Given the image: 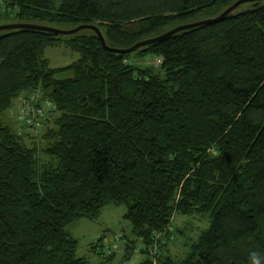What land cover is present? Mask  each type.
<instances>
[{"label":"trees","instance_id":"16d2710c","mask_svg":"<svg viewBox=\"0 0 264 264\" xmlns=\"http://www.w3.org/2000/svg\"><path fill=\"white\" fill-rule=\"evenodd\" d=\"M236 1L4 0L18 23L94 24L114 48ZM56 46L78 58L51 67ZM33 94L45 116L32 128L20 108ZM111 203L126 206L142 264L264 260V1L131 54L106 50L91 29L0 32V264H91L69 226ZM176 214L211 220L180 259L163 254ZM117 241L130 260L136 240Z\"/></svg>","mask_w":264,"mask_h":264},{"label":"rangeland","instance_id":"374dc122","mask_svg":"<svg viewBox=\"0 0 264 264\" xmlns=\"http://www.w3.org/2000/svg\"><path fill=\"white\" fill-rule=\"evenodd\" d=\"M16 9L6 4L4 0H0V25L7 23H16L18 20L14 19ZM206 16L200 17L199 20H204ZM59 28H70L68 26L56 25ZM176 25H171L162 30V32L173 29ZM3 32V31H0ZM46 57L50 61V66L57 68L67 66L78 58V54L67 50L63 46L50 47L46 50ZM148 64L157 65L158 60L152 58H145ZM143 62V60H142ZM17 99L14 102L13 117L17 119L18 116ZM15 113V114H14ZM126 206L116 205L114 203L108 204L104 207L101 215L97 220H89L86 218L77 219L70 226V232L79 239V248L77 256L86 257L91 264H142L146 258V254L139 248L142 247V242L138 241L132 233L131 223L125 218ZM211 220L208 214L204 215H182L176 214L172 222V229L174 238L169 242L163 250L165 256L170 255L173 259H180L190 250L191 245L197 241L200 234L210 227ZM177 229V230H176ZM180 229L182 231L179 232ZM125 234L130 239L136 240L137 250L133 253L130 260L123 262V251L115 250L114 245L122 243L117 241L118 236ZM97 239H101L100 246L110 248L109 252H105L111 259L105 261L102 255L100 246L94 249L92 246ZM157 247L150 250L151 259L158 263ZM114 253V255H110ZM150 259V260H151ZM153 260V261H154ZM264 263V260L259 258L257 264Z\"/></svg>","mask_w":264,"mask_h":264},{"label":"water","instance_id":"95a60500","mask_svg":"<svg viewBox=\"0 0 264 264\" xmlns=\"http://www.w3.org/2000/svg\"><path fill=\"white\" fill-rule=\"evenodd\" d=\"M262 1H264V0H238L216 17L207 18L204 20L179 25V26L167 31L166 33H163V34L156 36V37H152V38H148V39L139 41L136 44H134L133 46L128 47V48L110 47L107 44L105 37H104L102 31L100 30V28L94 24H82V25H79V26L74 27V28L63 29V28L54 27V26L40 25L37 23H18V22H16V23H7V24L0 25V31L15 30V29H37V30L52 32V33H55L58 35H72V34L81 32V31L86 30V29H91L96 33V35L100 39L103 47L106 50H109L111 52H117V53L131 54V53H134V52L138 51L139 49L143 48L144 46H147L149 44H152V43H155V42L160 41L162 39H165L166 37L171 36V35L176 34V33H179L180 31L190 29L193 27H197L200 25H204V24L219 22V21L225 19L229 14L234 12L237 8H239L241 5H243L245 3H253L255 6H257Z\"/></svg>","mask_w":264,"mask_h":264},{"label":"built area","instance_id":"2783aa9c","mask_svg":"<svg viewBox=\"0 0 264 264\" xmlns=\"http://www.w3.org/2000/svg\"><path fill=\"white\" fill-rule=\"evenodd\" d=\"M40 97L38 94H33L29 98H25L21 103L20 115L21 119L30 127H37L39 117L45 116L44 110L39 107ZM49 109V105L46 106ZM45 108V109H46Z\"/></svg>","mask_w":264,"mask_h":264}]
</instances>
